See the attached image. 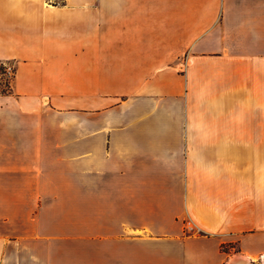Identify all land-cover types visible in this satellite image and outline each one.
<instances>
[{
  "label": "crops",
  "instance_id": "obj_1",
  "mask_svg": "<svg viewBox=\"0 0 264 264\" xmlns=\"http://www.w3.org/2000/svg\"><path fill=\"white\" fill-rule=\"evenodd\" d=\"M4 64L0 264L264 257V164L190 156L264 137V0H0Z\"/></svg>",
  "mask_w": 264,
  "mask_h": 264
},
{
  "label": "rangeland",
  "instance_id": "obj_2",
  "mask_svg": "<svg viewBox=\"0 0 264 264\" xmlns=\"http://www.w3.org/2000/svg\"><path fill=\"white\" fill-rule=\"evenodd\" d=\"M11 85L12 80L10 78L0 77L1 94L9 93ZM209 144L207 138L201 144V150L203 151L190 154L195 159V164H264V137L223 138L221 141H218L217 145L214 142V146L218 148V152L204 151L209 148ZM186 225V236L201 233L194 223L189 222ZM223 247L222 250L225 252L238 253L236 244L223 245ZM254 264H264V257L256 258Z\"/></svg>",
  "mask_w": 264,
  "mask_h": 264
},
{
  "label": "bare ground",
  "instance_id": "obj_3",
  "mask_svg": "<svg viewBox=\"0 0 264 264\" xmlns=\"http://www.w3.org/2000/svg\"><path fill=\"white\" fill-rule=\"evenodd\" d=\"M254 262L249 255L239 254L232 257L229 264H254Z\"/></svg>",
  "mask_w": 264,
  "mask_h": 264
},
{
  "label": "built area",
  "instance_id": "obj_4",
  "mask_svg": "<svg viewBox=\"0 0 264 264\" xmlns=\"http://www.w3.org/2000/svg\"><path fill=\"white\" fill-rule=\"evenodd\" d=\"M2 69V76L5 78H10L11 80H13L14 76H15V68L10 65V64H4L1 66ZM263 258V257H262Z\"/></svg>",
  "mask_w": 264,
  "mask_h": 264
},
{
  "label": "trees",
  "instance_id": "obj_5",
  "mask_svg": "<svg viewBox=\"0 0 264 264\" xmlns=\"http://www.w3.org/2000/svg\"><path fill=\"white\" fill-rule=\"evenodd\" d=\"M222 248H224V247H222Z\"/></svg>",
  "mask_w": 264,
  "mask_h": 264
}]
</instances>
